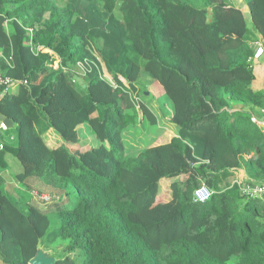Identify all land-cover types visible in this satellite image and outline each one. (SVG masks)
Returning a JSON list of instances; mask_svg holds the SVG:
<instances>
[{
  "label": "trees",
  "instance_id": "trees-1",
  "mask_svg": "<svg viewBox=\"0 0 264 264\" xmlns=\"http://www.w3.org/2000/svg\"><path fill=\"white\" fill-rule=\"evenodd\" d=\"M245 1L252 25L233 0H0V68L17 80L0 100L17 129L0 144V170L17 157L37 201L7 195L0 174V262L29 264L61 241L54 264H264V194L229 183L240 169L264 183L249 42L252 26L264 40V0ZM142 78L172 101V130L130 152L142 119L159 124L134 101L151 94ZM38 181L62 192L38 200Z\"/></svg>",
  "mask_w": 264,
  "mask_h": 264
},
{
  "label": "rangeland",
  "instance_id": "rangeland-1",
  "mask_svg": "<svg viewBox=\"0 0 264 264\" xmlns=\"http://www.w3.org/2000/svg\"><path fill=\"white\" fill-rule=\"evenodd\" d=\"M233 1H235L237 4L239 2L238 0H233ZM243 4H245V3L243 2L242 5ZM145 75L148 76L147 74H145ZM137 85H138L141 92L147 93L146 90H148V92H151L150 95L139 94L138 96L140 97L142 102L149 103V105L151 106L153 111L159 117V124L158 125L157 124L150 125L146 120L142 119V121H140L138 126L135 129H132L134 131L135 135L133 137L131 136L129 141L127 142V147H128V150H130V152L131 151L137 152V150L146 149V147L149 144H151L152 142H154L157 137L162 136L165 133V129L167 127L170 128L169 120H170V116L172 115L171 113L173 111V103L169 99V97L166 96L165 93L163 94V88H162V85L160 83H156V82L152 83L151 78H148V79L142 78L137 82ZM13 87H14L13 85L10 87L11 91H14L15 88H13ZM82 135H83L82 138L84 140L89 139V136L87 137L85 132L82 133ZM162 137H163V139H165L164 136H162ZM12 157L16 160V162L20 168V166H22L21 162L16 157H14V156H12ZM17 171H19V170H17ZM15 173H17V172H15ZM237 178H241V175L234 174V176L230 177L229 183H234ZM32 180H34V178ZM58 180L63 181V179H61V178ZM57 183L60 185V183L58 181H57ZM36 189H38L39 191H42L41 194H49L50 196H53V194H55V193L62 192L59 189L52 188V187L45 186V185H41L39 183V181H38V184L36 185ZM5 192L7 193V195L13 197L14 199H17V197L16 198L14 197V194L12 193V191L5 190ZM203 193H205V191H203ZM24 194L28 197V200H32L35 203H37V201H35L34 198L29 193H24ZM39 195L40 194H38V200H40ZM72 195L73 194H71V200L74 198ZM57 200H59V198H57ZM38 205H40V204L38 203ZM40 206L44 207L43 205H40ZM45 209H46V206H45ZM49 215H50V218L52 220V228L50 230V232L52 233L59 228L60 220H58L57 215L55 213L51 212V213H49ZM62 246H63V242L56 241L52 244V246H49V247H46V246L40 244L39 248L41 247L40 249L46 251V253H48L50 256L56 257V253L59 252V249Z\"/></svg>",
  "mask_w": 264,
  "mask_h": 264
},
{
  "label": "crops",
  "instance_id": "crops-1",
  "mask_svg": "<svg viewBox=\"0 0 264 264\" xmlns=\"http://www.w3.org/2000/svg\"><path fill=\"white\" fill-rule=\"evenodd\" d=\"M238 1H239L238 4L235 1H234V3L246 13L248 23L250 25H252V22H251L252 17L250 14V7H249L248 3L245 0H238ZM243 2L245 4L242 5ZM252 31H253L252 38L249 42H251V44L254 46V53H255L257 50V47L254 45L255 42H257V41L262 42L264 45V40L262 39L261 35L257 31L256 32L254 31L253 26H252ZM2 56H3V51L0 48V58ZM252 66H253V69H254V72L256 75V77L252 83V88L256 92L264 93V53L262 54V56H260L259 58L255 59L253 61ZM54 67L55 68L60 67V59H56ZM13 86H14L13 88H17L15 84H13ZM10 87H9V91H11ZM7 90H4L0 85V100L9 92ZM256 113L259 115L258 117L261 119L264 116V106L260 109L258 108ZM5 117H6L5 115L0 113V124L3 123V120ZM83 127H84V129H86V131H85L86 136L87 137L89 136V139L87 141L91 140V135H89L90 127L88 125H87V127H85V125ZM16 133H17L16 124L14 127L2 130L0 132V144H3V143L4 144L5 143L11 144V143L16 142L17 141ZM46 136L48 138L52 139V138H56L57 134L55 132L50 131L48 134H46ZM7 161H8V167L5 169H2L3 171L0 170L1 171L0 174H2L4 176V178L6 179V183L4 186L6 188V190L12 191L15 198L18 197L19 195H24V193H29L35 199V193L36 192H34L32 189L26 188L23 185V183L20 182L16 177L18 174L23 172V167H22L23 165L20 166V168H19L16 160L12 156H8ZM17 170H19V171H17ZM15 172H17V173H15ZM235 174L241 175V178L247 179L246 172L243 169L236 170ZM0 264H3V263L0 262Z\"/></svg>",
  "mask_w": 264,
  "mask_h": 264
},
{
  "label": "built area",
  "instance_id": "built-area-1",
  "mask_svg": "<svg viewBox=\"0 0 264 264\" xmlns=\"http://www.w3.org/2000/svg\"><path fill=\"white\" fill-rule=\"evenodd\" d=\"M257 47L256 52L254 53L253 56L250 57V62L253 63V61L264 53V45L262 42H255L254 44ZM80 67L82 68L83 73L89 72V68L83 64L82 62H79ZM102 78L105 79L108 83H110L113 86H117V82L114 79L113 75L107 70V68L102 65ZM17 80H14L10 76L6 75L0 68V85L4 90H7L11 85L15 84ZM7 88V89H6ZM134 101L136 103V106L138 109L142 111V100L140 99L139 96L133 95ZM258 123L260 125H264V122L260 119L258 120ZM7 129L6 125L4 123L0 124V132L2 130ZM238 184L247 196L255 197V196H261L264 194V183L261 184H252L247 181V179L244 178H237L233 184ZM205 191V193H203ZM196 196L199 200L205 201L210 197V192L206 187H201L198 189L196 192ZM54 196H50L49 194H40L39 198L41 201H48L52 199Z\"/></svg>",
  "mask_w": 264,
  "mask_h": 264
},
{
  "label": "water",
  "instance_id": "water-1",
  "mask_svg": "<svg viewBox=\"0 0 264 264\" xmlns=\"http://www.w3.org/2000/svg\"><path fill=\"white\" fill-rule=\"evenodd\" d=\"M69 74L76 82L80 83L84 88L86 87L84 79L78 73L70 71ZM261 120L264 122V116L261 118ZM3 123L7 128L15 126L14 120L7 116L4 118ZM57 260L58 259L56 257L50 256L44 250L39 248L37 254L30 260L29 264H54Z\"/></svg>",
  "mask_w": 264,
  "mask_h": 264
}]
</instances>
